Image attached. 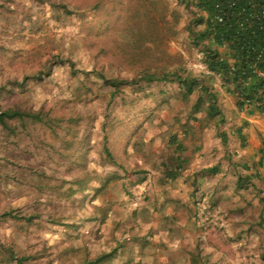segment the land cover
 <instances>
[{
	"label": "rangeland",
	"instance_id": "374dc122",
	"mask_svg": "<svg viewBox=\"0 0 264 264\" xmlns=\"http://www.w3.org/2000/svg\"><path fill=\"white\" fill-rule=\"evenodd\" d=\"M190 9L185 0H0V108L39 113L0 123V264H156L139 223L144 178L177 161H156L152 131L164 141L163 125L201 123L199 90L185 96L171 73L202 75L224 119L235 117L203 61L210 39H193L201 25Z\"/></svg>",
	"mask_w": 264,
	"mask_h": 264
},
{
	"label": "crops",
	"instance_id": "0c3cea01",
	"mask_svg": "<svg viewBox=\"0 0 264 264\" xmlns=\"http://www.w3.org/2000/svg\"><path fill=\"white\" fill-rule=\"evenodd\" d=\"M222 94L234 101L233 119L207 123L202 109L192 112L201 123L163 125L164 141L161 128L152 131L156 161L164 153L177 161L144 178L139 223L156 264H264V110L239 109Z\"/></svg>",
	"mask_w": 264,
	"mask_h": 264
},
{
	"label": "trees",
	"instance_id": "16d2710c",
	"mask_svg": "<svg viewBox=\"0 0 264 264\" xmlns=\"http://www.w3.org/2000/svg\"><path fill=\"white\" fill-rule=\"evenodd\" d=\"M192 9V24H200L198 33L193 32L197 42L209 38L203 47L204 64L210 73L219 76L221 85L236 97L239 109L264 110V0H185ZM219 18H221L219 20ZM168 72V71H167ZM169 73V72H168ZM184 87L185 96L199 90L192 111L205 110L209 120L221 121L222 111L217 93L203 82L199 75L182 76L178 71L171 73ZM141 79L164 80L167 73L158 75L143 72ZM117 87L126 80L106 79ZM29 117L39 120V113L7 107L0 108V123L9 127V119ZM264 160V138L261 149ZM4 215L14 214L3 211ZM34 214L25 215L32 219ZM102 256V255H101ZM106 256V255H103ZM100 258V257H99ZM17 264H26L17 260Z\"/></svg>",
	"mask_w": 264,
	"mask_h": 264
},
{
	"label": "built area",
	"instance_id": "2783aa9c",
	"mask_svg": "<svg viewBox=\"0 0 264 264\" xmlns=\"http://www.w3.org/2000/svg\"><path fill=\"white\" fill-rule=\"evenodd\" d=\"M221 18H219V20H220Z\"/></svg>",
	"mask_w": 264,
	"mask_h": 264
}]
</instances>
